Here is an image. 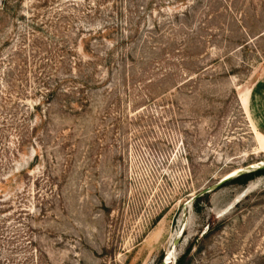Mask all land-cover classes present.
<instances>
[{
	"label": "rangeland",
	"instance_id": "1",
	"mask_svg": "<svg viewBox=\"0 0 264 264\" xmlns=\"http://www.w3.org/2000/svg\"><path fill=\"white\" fill-rule=\"evenodd\" d=\"M43 1L0 15V264H264V174L222 181L264 161L244 103L264 81V0H135L152 18L128 44L115 31L111 68L41 123L43 81L66 73L55 47L119 21L106 1L99 16L95 0ZM18 119L35 147L16 150Z\"/></svg>",
	"mask_w": 264,
	"mask_h": 264
},
{
	"label": "trees",
	"instance_id": "2",
	"mask_svg": "<svg viewBox=\"0 0 264 264\" xmlns=\"http://www.w3.org/2000/svg\"><path fill=\"white\" fill-rule=\"evenodd\" d=\"M105 1L107 5L110 7L112 14H116L119 16V21H105L102 26L98 27L97 29L95 27H80V41L76 46L72 47L69 45H65V42L55 47L56 51H58L56 57L55 55H52L54 57H50V61L54 62V66H56V72L59 71L60 68H63L66 73H59L60 75H63L64 77H59L58 80H56V85H53L54 87H50V83L47 81H43L42 87L43 89L40 90V93L44 100H39L38 103H36L35 106H33L32 112L38 111L40 116V122L45 123L52 117V113L48 112L46 114V111L42 110V105L45 103L47 104V109H54L52 108V105H57L60 107V109L64 110L65 108L70 109V103H62L58 104L56 102V97L60 93H63L64 95L70 96H76L77 94H81V91L85 89L86 87L90 86L92 81H96V78L98 75H96L97 71L99 70V66H102L103 64L100 62L101 59H104L105 65L108 69L111 68L113 59L115 57V53L113 52V48L115 47L116 43L114 42L113 33L115 31H122V34L124 36L122 37L124 40L122 43H129V40H133V31L138 32L140 30V20H144L146 23L148 21V17L152 18V15H145L144 14V8L140 9L139 13L141 14V17L138 16V19L134 17L132 14L133 9H137V5L135 0H95L92 2L93 4H90L88 9V14L90 16H99L101 14L103 5L105 4ZM23 0H0V15H15L18 11V8L21 6ZM44 3H47V0L43 1ZM164 4V3H163ZM78 6V4H77ZM110 14V16H112ZM175 13L173 16L174 18L177 17ZM145 15V16H144ZM23 16V15H22ZM34 21V19H33ZM152 21V28L159 29L162 28L164 25L161 24V21H158L157 19H153ZM33 27L35 25L33 24ZM36 28H38V25H36ZM65 38V37H64ZM74 39V38H73ZM104 40L105 42L108 41L112 44L110 47L111 49H107L104 51H101L98 47V41ZM146 39V36L141 37V43L146 44L148 41ZM81 47L82 52L78 53L77 50ZM18 49H15V52H17ZM71 52H77V56L75 55L72 59H68V56ZM100 62V63H99ZM103 62V61H102ZM57 74V75H59ZM56 75V74H55ZM69 78V79H67ZM70 79L73 80H79L81 81V87H75V89L69 88V89H63L62 82L68 81ZM77 90V91H76ZM3 93V92H2ZM7 98L11 100L12 95L10 94V90L8 89L7 92L2 94L1 98ZM64 108V109H63ZM25 120V119H24ZM25 122V121H24ZM9 126L14 128L15 132L17 133V141H16V150L20 151L22 147L26 146L29 143H34V147L37 144L36 143V134L38 126L34 127H27L23 121L18 120H11L9 121ZM31 130V132H29ZM14 148V149H15ZM37 154V153H36ZM37 157V155H35ZM264 174V169L256 170L252 172H247L240 174L230 180H228L225 183H236L244 185L248 181L254 179L257 176H260ZM4 180V178H3ZM200 197H197L196 201L199 200Z\"/></svg>",
	"mask_w": 264,
	"mask_h": 264
},
{
	"label": "crops",
	"instance_id": "3",
	"mask_svg": "<svg viewBox=\"0 0 264 264\" xmlns=\"http://www.w3.org/2000/svg\"><path fill=\"white\" fill-rule=\"evenodd\" d=\"M248 115L255 128L264 134V81L255 82L251 88L248 102Z\"/></svg>",
	"mask_w": 264,
	"mask_h": 264
},
{
	"label": "water",
	"instance_id": "4",
	"mask_svg": "<svg viewBox=\"0 0 264 264\" xmlns=\"http://www.w3.org/2000/svg\"><path fill=\"white\" fill-rule=\"evenodd\" d=\"M254 168V169H253ZM251 169H253V170H251ZM261 169H264V162L262 163H258L256 166H249V167H247V168H242V169H240V170H238V171H236L235 173H234V175H232V176H225L224 178H223V180L222 181H228V180H230V179H232V178H234V177H236V176H238V175H240V174H243V173H247V172H252V171H256V170H261ZM221 181V182H222ZM210 191V188H207V189H205L204 191H202L201 193H199L198 195H196L194 198H196V197H199V195L200 194H204V193H207V192H209ZM193 198V199H194ZM166 261L168 262L169 260H163L162 261V264H164V263H166Z\"/></svg>",
	"mask_w": 264,
	"mask_h": 264
},
{
	"label": "bare ground",
	"instance_id": "5",
	"mask_svg": "<svg viewBox=\"0 0 264 264\" xmlns=\"http://www.w3.org/2000/svg\"><path fill=\"white\" fill-rule=\"evenodd\" d=\"M244 103H245V105H247V100H245L244 99ZM248 110V109H247ZM257 136H259V132L257 131ZM263 163L264 161H260V163ZM259 162H257V163H253V164H251V166H256L257 164H258ZM238 170H240V169H236V170H233V171H231L227 176H232V175H234V173L236 172V171H238ZM175 235V234H174ZM169 251V250H168ZM171 251V250H170ZM176 251V250H175ZM175 254V253H174ZM171 258V257H170ZM173 263V262H172Z\"/></svg>",
	"mask_w": 264,
	"mask_h": 264
}]
</instances>
